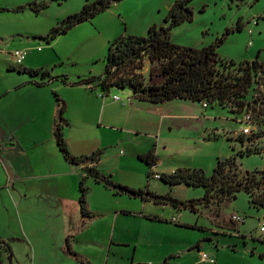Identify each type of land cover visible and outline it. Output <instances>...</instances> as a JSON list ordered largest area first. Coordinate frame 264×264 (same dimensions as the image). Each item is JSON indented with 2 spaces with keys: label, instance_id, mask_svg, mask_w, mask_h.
I'll use <instances>...</instances> for the list:
<instances>
[{
  "label": "rangeland",
  "instance_id": "rangeland-1",
  "mask_svg": "<svg viewBox=\"0 0 264 264\" xmlns=\"http://www.w3.org/2000/svg\"><path fill=\"white\" fill-rule=\"evenodd\" d=\"M175 1L123 0L46 43L42 39L51 29L79 12L86 0H0V9L5 10L0 11V89L7 80H30L29 76L16 71L19 67L9 56L16 50L27 51L23 67L45 69L55 78L48 84V91L65 104L63 117L65 120L68 117L69 127H64L63 138L68 151L72 155L74 151L91 152L98 143L93 150L103 151L98 169L111 176L115 183L137 191L147 189L159 196L170 192L162 181L147 178L148 169L137 158L153 146H156L157 157L153 171L158 174L200 169L210 175L218 161L231 157L242 173L264 171V154L237 156L241 145L236 138L245 126L240 123L245 113L234 116L219 106L203 109L200 104L188 101H173L163 106L128 102L131 97L128 90L113 88L102 99L97 97L100 89L94 90L92 96L104 103L100 108L94 99L88 103L83 90L72 85L103 74L109 44L116 38L146 37L151 26H165L164 18ZM40 6L44 9L35 13L34 9ZM190 7L193 20L171 31L173 45L202 48L224 37L217 47L221 59L238 64L252 62L258 56V60L264 62V0H192ZM11 66L15 71L9 70ZM146 72L147 67L143 73ZM62 80L68 85H63ZM58 86L57 91L52 90ZM113 96L120 102L112 101ZM84 110L97 115L111 113L115 128L111 131L86 126L81 120ZM53 147L56 148L55 141ZM57 153L61 156L58 149ZM3 193L0 191V232L15 233L16 222L10 212L8 194ZM203 195L202 188L181 185L172 190V197L182 202L201 199ZM117 200L129 214L122 216L119 219L122 222L116 227L111 225L110 238L114 233L115 237L135 243L137 249L111 244L109 239L105 254L95 256L96 264H131L132 261L199 264L202 254L211 257L214 264H264V243L260 241L264 210L251 208L245 193L219 205L198 207L196 212L127 196ZM150 214L165 218L162 224L166 225L141 218ZM233 217L243 222L232 223ZM172 218L176 219V225L169 222ZM101 227L97 228L99 236ZM167 253L172 257L166 256L168 259L163 261ZM10 256L11 253L3 262L16 264L12 258L11 263L8 262Z\"/></svg>",
  "mask_w": 264,
  "mask_h": 264
},
{
  "label": "trees",
  "instance_id": "trees-1",
  "mask_svg": "<svg viewBox=\"0 0 264 264\" xmlns=\"http://www.w3.org/2000/svg\"><path fill=\"white\" fill-rule=\"evenodd\" d=\"M62 2L65 0H55ZM123 0H86L82 9L51 29L44 40L52 42L57 37L67 33L73 27L87 22L108 10ZM192 0L175 1L166 17L163 27L151 26L146 37H118L109 44L104 61V72L100 77H89L72 85L88 86L92 91L97 88L104 96L110 89L128 90L130 101H136L152 106H163L173 101H188L206 105L219 106L227 109L234 116L249 117L250 133L240 132L236 141L241 145L238 157L264 154V62L258 56L252 62L233 63L226 61L217 54V47L224 41L202 47H179L172 44L170 33L173 29L193 20L190 7ZM44 6L34 9L38 13ZM0 11H5L0 9ZM16 71L30 78V84L38 87L46 86L55 80L45 69L31 70L22 68ZM147 67V72H144ZM10 71H15L9 67ZM39 79V80H36ZM63 85H68L62 80ZM95 84V85H94ZM58 105L57 115L53 125V138L62 159L69 165L82 167L84 177L79 183L78 205L83 220L92 219L86 203L89 189L86 180L100 185L114 196H127L133 199L153 200L161 206H171L174 209H189L196 212L198 207L208 208L226 200L235 199L239 193H245L249 206L253 209L264 210V171L242 173L234 157L218 161L210 175L200 169L177 170L170 174L154 173L157 166L155 146L146 154L137 158L148 169L147 178L162 181L170 189L167 196H159L145 191H137L115 183L111 176L103 174L96 165L101 161L103 151L97 150L90 155L74 156L65 144L63 129L67 121L63 114L65 104L56 94L53 95ZM244 115V114H243ZM235 156V155H234ZM202 188L204 195L201 199L179 201L172 197V190L178 186ZM146 197V198H145ZM125 215L129 213H124ZM153 222H166L158 216L144 217ZM171 224L177 222L169 220ZM231 222H235L231 219ZM243 222V220H242ZM241 222V223H242ZM264 224V223H263ZM261 243H264V232L261 233ZM198 248V245H197ZM9 246L0 241V264L8 257Z\"/></svg>",
  "mask_w": 264,
  "mask_h": 264
},
{
  "label": "crops",
  "instance_id": "crops-1",
  "mask_svg": "<svg viewBox=\"0 0 264 264\" xmlns=\"http://www.w3.org/2000/svg\"><path fill=\"white\" fill-rule=\"evenodd\" d=\"M26 57L27 54L22 67ZM29 82L19 78L7 80L0 89V191L8 194L10 212L16 222L15 233L0 232V241L10 246L9 253L16 264L23 261L26 264H96L95 256L105 254L109 239L111 244L133 246L136 251L135 243L115 237L114 233L110 238L111 225L116 227L121 223L119 219L128 211L120 207L118 197L90 179L86 180L89 189L86 203L93 217L81 218L78 198L79 183L84 177L82 167L66 163L57 153V146L53 147V125L58 110L54 93L48 91V85L38 87ZM77 88L83 90L88 103L94 99L100 108L104 107L103 101L92 96L94 91L89 87ZM81 117L89 127L111 131L115 128L111 113L97 115L84 110ZM22 132L26 134L21 135ZM119 132L122 134L123 130ZM24 138L26 142L22 141ZM97 145L91 152L74 151L73 155H90L97 151H93ZM146 216L151 214L141 218L147 221ZM98 227H101L100 236ZM166 256L172 257L167 253L163 261L168 259ZM131 264L144 263L132 261Z\"/></svg>",
  "mask_w": 264,
  "mask_h": 264
},
{
  "label": "built area",
  "instance_id": "built-area-1",
  "mask_svg": "<svg viewBox=\"0 0 264 264\" xmlns=\"http://www.w3.org/2000/svg\"><path fill=\"white\" fill-rule=\"evenodd\" d=\"M39 50H40V49H38V51H39ZM26 52H27V51L16 50V51H14L12 54H10L9 56H10L11 59L14 60L15 65H21L22 62H23V60H24V58H25V56H26ZM97 96H98L99 98H103V95H102L101 93H98ZM111 99H112V101H114V102H120V99H119L117 96H113V97H111ZM127 101L130 102V99H128ZM202 107L205 108L206 105H203ZM243 122H244V125H245V126L240 130V132L243 133V134H245V135H248V134L250 133V132H249L250 129H249V126H248L249 117H248V116L245 117ZM0 148H1V143H0ZM232 220L235 221V222H238V223H241V222H242V220L239 219L238 217H233ZM172 221H173V222H176V219H175V218H172ZM260 232H261V233L264 232V224H262V225L260 226ZM204 263L214 264V261H213V259H212L211 257H209L208 255H206V254H202L201 257H200V259H199V264H204Z\"/></svg>",
  "mask_w": 264,
  "mask_h": 264
},
{
  "label": "water",
  "instance_id": "water-1",
  "mask_svg": "<svg viewBox=\"0 0 264 264\" xmlns=\"http://www.w3.org/2000/svg\"><path fill=\"white\" fill-rule=\"evenodd\" d=\"M221 161H224V160H221ZM9 263H11V256L9 257V260H8Z\"/></svg>",
  "mask_w": 264,
  "mask_h": 264
}]
</instances>
